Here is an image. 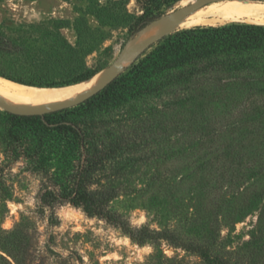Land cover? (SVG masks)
<instances>
[{
  "label": "rangeland",
  "instance_id": "374dc122",
  "mask_svg": "<svg viewBox=\"0 0 264 264\" xmlns=\"http://www.w3.org/2000/svg\"><path fill=\"white\" fill-rule=\"evenodd\" d=\"M190 1L0 0V73L91 77L118 59L144 21ZM237 23L264 27L244 20L176 27L121 69L145 56L182 76L192 59L215 63L195 67L177 83L176 105L149 120L169 137L137 150L85 155L129 129L120 115L131 106L128 92L46 119L0 107V264H264V39L246 37L262 31L235 29L225 48L202 30L172 44L178 31ZM227 53L235 63L219 66ZM57 122L76 124L85 137ZM75 190L109 191L103 209L124 227L63 198Z\"/></svg>",
  "mask_w": 264,
  "mask_h": 264
},
{
  "label": "trees",
  "instance_id": "16d2710c",
  "mask_svg": "<svg viewBox=\"0 0 264 264\" xmlns=\"http://www.w3.org/2000/svg\"><path fill=\"white\" fill-rule=\"evenodd\" d=\"M154 17H151L144 21L139 27H137L134 32L139 31L143 28L147 23L151 22ZM245 29V30H260L262 31L259 34L247 35L248 38H253V40H257L259 38L264 39V27L254 26V25H246V24H230L228 26L221 27H199L196 26L194 28L178 31L174 33V42L172 44L181 45L185 44L187 40L190 39V35H193L195 30H202L206 33L207 42H215L219 45H222V48H225V45L232 46L234 38L236 37L233 33L235 29ZM223 51H225L223 49ZM234 54H226L224 59L218 60L219 66L227 63L233 62ZM204 60H195L192 59L188 61L189 68L187 67L185 70L187 71L185 76H182V72H174V71H164L165 68L162 65L156 64L153 61V58L150 56H145L143 58L138 59L135 62H132L129 66L125 67L124 73H120L113 77L108 83H106L101 89L96 91L94 94L90 95L79 104L89 103L94 101L96 98H100L107 95H114V100H118L124 92H128L130 97L132 98L130 108L127 107L125 110H122L121 120L124 119V122L127 123L126 127L129 129H124L121 132L114 134V141L111 142L106 148L103 146H95L94 147H85V155L89 156L91 150L92 153L99 156L100 154L107 155L109 153H114L116 151H120V154L123 151L138 149L139 146L143 145L145 142L159 141L161 138H168L169 132L166 126H152L148 125L149 120L156 118V116L161 115L163 113V109L176 105L177 93L179 91L176 88L177 83L180 80H188L192 71H194L195 67H201L205 70V68H211L213 64H215L212 59L205 56ZM153 62L156 64L153 69V73L155 76L148 82H145L146 77V69L149 64ZM184 70V71H185ZM2 76L4 74L0 73ZM189 74V75H187ZM11 80L28 84L34 86H60L70 83H76L79 81H83L88 79L90 76H84L73 79H42L37 78L33 80H24V79H14L11 76H7ZM170 94V97L167 100L162 101V104H154L151 99L154 98H162L164 95ZM139 103V104H138ZM67 108H63L54 112L44 113L41 115H16L12 114L16 117H21L25 119L39 118L46 119L49 115L58 113L66 110ZM119 116V115H118ZM118 117L115 119V122L121 121ZM57 127L59 129H64V132H69L74 134L76 137H80L83 139L85 136V131L83 128L74 125H65L64 123L57 122ZM80 147L84 148V145H80ZM144 147V146H143ZM93 148V149H92ZM109 195V191H102L99 194H93L89 191H70L64 199L68 200L74 204H81L84 206L86 211L91 213H96L102 215L110 222L118 223L121 227H124V222L119 219L114 213H109L104 207V200H106Z\"/></svg>",
  "mask_w": 264,
  "mask_h": 264
},
{
  "label": "bare ground",
  "instance_id": "6f19581e",
  "mask_svg": "<svg viewBox=\"0 0 264 264\" xmlns=\"http://www.w3.org/2000/svg\"><path fill=\"white\" fill-rule=\"evenodd\" d=\"M172 12L146 24L126 47L138 45L171 26ZM232 20L264 24V3L255 0H221L200 6L178 21L176 27L215 25ZM143 48L124 53L110 69H103L86 80L62 86H34L23 84L0 75V99L8 106L33 109L54 103H65L82 98L102 82L111 79L129 64Z\"/></svg>",
  "mask_w": 264,
  "mask_h": 264
},
{
  "label": "water",
  "instance_id": "95a60500",
  "mask_svg": "<svg viewBox=\"0 0 264 264\" xmlns=\"http://www.w3.org/2000/svg\"><path fill=\"white\" fill-rule=\"evenodd\" d=\"M217 1H221V0H192V1H190L189 3H187L185 5H181L180 7H178L177 9L172 11L173 18L171 20V23H172L171 26H169L166 29H163L162 31H160L157 34L153 35L151 38H149L147 41H145V42H143L141 44L130 45V46L126 47L123 50V52L119 55L118 59L113 64H115L121 58V56L124 53H126V52H129V51L137 49V48L149 47L157 39L161 38L166 33H168L171 30H173V26L178 21H180L184 16L188 15L189 13H191L197 7L208 5L210 3L217 2ZM256 1H264V0H256ZM113 64L110 67H108L107 69H110L113 66ZM2 77H4V76H2ZM111 79L105 80L96 89L90 91L89 93L84 95L82 98H80L78 100H75V101H68V102H65V103H54V104H50V105H46V106H42V107L33 108V109H23V108H15V107L8 106L4 101H2L0 99V107L4 111H7V112L12 113V114H16V115H41V114H44V113L57 111V110L70 107V106H72V105H74L76 103H79V102L83 101L84 99H86L90 95L94 94L99 89H101Z\"/></svg>",
  "mask_w": 264,
  "mask_h": 264
}]
</instances>
